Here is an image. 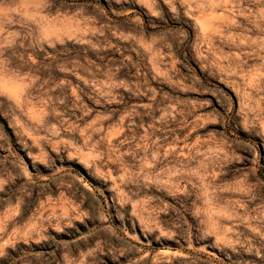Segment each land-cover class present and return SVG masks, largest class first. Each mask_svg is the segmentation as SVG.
<instances>
[{"label": "rangeland", "instance_id": "rangeland-1", "mask_svg": "<svg viewBox=\"0 0 264 264\" xmlns=\"http://www.w3.org/2000/svg\"><path fill=\"white\" fill-rule=\"evenodd\" d=\"M0 264H264V0H0Z\"/></svg>", "mask_w": 264, "mask_h": 264}]
</instances>
